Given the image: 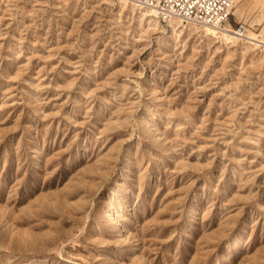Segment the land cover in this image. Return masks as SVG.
Returning <instances> with one entry per match:
<instances>
[{
    "label": "rangeland",
    "instance_id": "obj_1",
    "mask_svg": "<svg viewBox=\"0 0 264 264\" xmlns=\"http://www.w3.org/2000/svg\"><path fill=\"white\" fill-rule=\"evenodd\" d=\"M159 18L0 0V264H264V0Z\"/></svg>",
    "mask_w": 264,
    "mask_h": 264
},
{
    "label": "built area",
    "instance_id": "obj_2",
    "mask_svg": "<svg viewBox=\"0 0 264 264\" xmlns=\"http://www.w3.org/2000/svg\"><path fill=\"white\" fill-rule=\"evenodd\" d=\"M138 6L155 10L165 19L172 16L184 22L223 26L228 20L234 0H131ZM243 26L237 30L243 31Z\"/></svg>",
    "mask_w": 264,
    "mask_h": 264
},
{
    "label": "bare ground",
    "instance_id": "obj_3",
    "mask_svg": "<svg viewBox=\"0 0 264 264\" xmlns=\"http://www.w3.org/2000/svg\"><path fill=\"white\" fill-rule=\"evenodd\" d=\"M122 1H123V3L128 2L129 4H131V6L138 8V12L140 13V15H144L145 17H148L149 20H152L155 23L159 22L160 16L157 14V12L155 10L148 9V8L142 7V6H138L135 3H133L131 0H122ZM165 20L168 24L171 25L172 29H175L177 24H178L177 26H186L189 23V22L188 23L184 22L180 18H176V17H172V16L166 17ZM190 23L197 24L194 22H190ZM200 29L206 34L213 35L215 37L224 39L226 41H232L233 38L236 37V35H239V36L242 35L243 36L242 31L237 30V29H233V27L231 25H223L220 27H215V26H212L210 24H200ZM252 35H253V33L251 31L245 32V37H247V38H253ZM35 159H38L37 154H35Z\"/></svg>",
    "mask_w": 264,
    "mask_h": 264
}]
</instances>
